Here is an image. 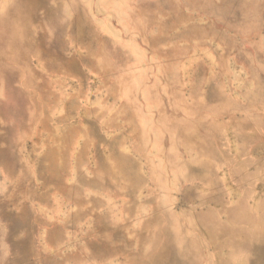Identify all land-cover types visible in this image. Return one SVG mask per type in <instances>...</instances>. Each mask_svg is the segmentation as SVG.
Wrapping results in <instances>:
<instances>
[{"label": "rangeland", "instance_id": "rangeland-1", "mask_svg": "<svg viewBox=\"0 0 264 264\" xmlns=\"http://www.w3.org/2000/svg\"><path fill=\"white\" fill-rule=\"evenodd\" d=\"M0 264H264V0H0Z\"/></svg>", "mask_w": 264, "mask_h": 264}]
</instances>
